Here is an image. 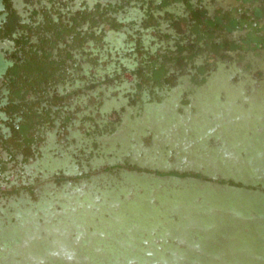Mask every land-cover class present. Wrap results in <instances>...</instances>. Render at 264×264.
<instances>
[{"label": "flooded vegetation", "instance_id": "flooded-vegetation-1", "mask_svg": "<svg viewBox=\"0 0 264 264\" xmlns=\"http://www.w3.org/2000/svg\"><path fill=\"white\" fill-rule=\"evenodd\" d=\"M125 171L264 191V0H0L1 220Z\"/></svg>", "mask_w": 264, "mask_h": 264}, {"label": "water", "instance_id": "water-1", "mask_svg": "<svg viewBox=\"0 0 264 264\" xmlns=\"http://www.w3.org/2000/svg\"><path fill=\"white\" fill-rule=\"evenodd\" d=\"M115 187L59 203L56 215L0 218V264H264V191L127 171Z\"/></svg>", "mask_w": 264, "mask_h": 264}]
</instances>
